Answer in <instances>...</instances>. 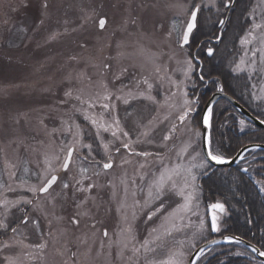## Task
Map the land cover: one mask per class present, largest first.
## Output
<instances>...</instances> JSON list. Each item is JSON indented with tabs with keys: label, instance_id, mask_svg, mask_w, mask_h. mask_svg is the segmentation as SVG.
I'll return each instance as SVG.
<instances>
[{
	"label": "rangeland",
	"instance_id": "374dc122",
	"mask_svg": "<svg viewBox=\"0 0 264 264\" xmlns=\"http://www.w3.org/2000/svg\"><path fill=\"white\" fill-rule=\"evenodd\" d=\"M233 1L0 0V264H161L170 256L188 263L210 238L214 202L197 184L211 165L192 114L196 68L181 36L194 4L192 37L220 24ZM247 7L252 23L232 70L248 75L250 102L264 107V0ZM241 58L244 70L236 71ZM185 99L192 111L181 121ZM166 169L178 171L176 186L157 195L153 181ZM54 174L57 184L41 194ZM14 215L16 231L6 236Z\"/></svg>",
	"mask_w": 264,
	"mask_h": 264
},
{
	"label": "trees",
	"instance_id": "16d2710c",
	"mask_svg": "<svg viewBox=\"0 0 264 264\" xmlns=\"http://www.w3.org/2000/svg\"><path fill=\"white\" fill-rule=\"evenodd\" d=\"M254 2L255 0H236L218 44H211L209 39L218 37L219 21L208 27V30L196 32L192 37L188 54L196 68V86L192 94L199 99L198 111L195 114L199 121L203 107L212 93L221 86L225 92L264 120V107L250 102L252 85L248 75L235 74L232 70V65L239 55L240 39L252 23L244 10ZM226 10L219 18L226 16ZM203 11L209 13V18L211 11L213 13L211 9ZM202 42L204 43L197 54L203 61V80L198 75L199 64L193 58L194 50ZM209 46L215 49L211 58L206 54ZM228 61L231 63L228 64ZM241 121L244 122L243 125ZM211 140L213 154L232 158L245 145L264 144V128L249 123L232 104L220 100L213 108ZM257 181L264 182V150L249 151L234 167H213L200 179L205 201H219L225 205V214L219 218L221 228L217 236H240L264 250V191ZM18 217L13 216L12 226L14 220L18 221ZM5 234L7 236L8 232ZM196 264H264V260L240 244H223L212 247Z\"/></svg>",
	"mask_w": 264,
	"mask_h": 264
},
{
	"label": "snow or ice",
	"instance_id": "6c2138e0",
	"mask_svg": "<svg viewBox=\"0 0 264 264\" xmlns=\"http://www.w3.org/2000/svg\"><path fill=\"white\" fill-rule=\"evenodd\" d=\"M200 11V8L198 5H193L192 6V11L190 13V19L186 25V29L185 31L183 32L182 36H181V41L183 44H188L189 43V38L191 36V34L193 33L194 29L197 28V19H198V13ZM220 23L222 24L223 21H220ZM255 28H259L261 27V25L259 24H256L254 25ZM249 35L251 36L252 34L249 33ZM253 39H255V37L253 36L252 37ZM241 43H250V41L248 40L247 37H245L244 39H242ZM213 49L209 48L208 49V52L209 54L211 55L213 53ZM261 51H264V49H261ZM255 55V54H254ZM244 59L241 58V61H240V64H238L235 68L236 71H243L244 68L242 67V65H244ZM188 67H189V70L191 69L192 65H191V62L189 61L188 62ZM252 70L255 71V62H253V66H252ZM187 75V73H186ZM203 78V77H201ZM145 83H147V81H145ZM149 88H151V85L149 84L148 85ZM221 92H223V86L220 87L219 89ZM186 95V94H185ZM107 98V97H106ZM257 99H261V97H257ZM124 103H128V100H124ZM192 102L188 99H185L184 101V105L186 107V110L183 112L182 115L179 116V119L181 121L185 120V118L187 117L188 113L192 111V108L189 107L188 105H190ZM104 108H108L109 105L105 104L103 105ZM211 118H212V109L209 108L207 110V113L206 115L204 116L203 118V122L205 125H208L209 127L211 126L210 122H211ZM92 124H97V121L95 119H93L92 121ZM243 121H241V124L243 125ZM114 126L116 128L117 131H119V120L118 118L115 119L114 121ZM99 127H104V125H99ZM108 129L105 128V131H107ZM117 131H113L112 135L114 137H116L117 135ZM123 135H127V133H123ZM197 135H199V133H197ZM165 140L167 139H170V136H165L164 137ZM87 147H91V145H88ZM123 148L125 149H128L129 148V143H123L122 145ZM108 148L109 146L107 144L104 145V149H105V152L107 153L108 151ZM120 149L119 148H116V151L118 152ZM186 151V149H184ZM73 151H75V148L74 147H70L68 149V154H67V158L65 160V162L63 163L62 167L64 169H67L69 167V163L71 162V157H72V154H73ZM141 155H144V156H148L150 155L149 153L147 152H144V153H140ZM206 154H207V157H209L212 161H215L217 163H226L227 160L226 158L223 156V155H216V154H213V148H212V140H211V136L209 135L208 138H207V149H206ZM108 159L110 160V156L108 157ZM193 159H195V157H193ZM102 164V168L104 169H109L111 168L113 165L111 162H107V163H103L101 162ZM207 164H206V161L205 162H202L201 164L198 165V167H206ZM179 168V165L177 166V169ZM82 172L86 173L88 171V169L86 168H82L81 169ZM188 172H189V175H191V178L192 180H195V176L191 174V169H188ZM178 171L176 169H166L165 172H162L160 173L159 177L157 179H155L153 181V183L156 185L158 191H157V195H161L163 193V190H164V186L165 184L171 182L172 183V186L175 187V181L173 180V176L174 175H178ZM58 177H56L55 175H53L50 179H48L46 181V183L43 184L42 187H40L38 190L40 192H44V193H47L49 188L52 187V185L57 181ZM258 184L261 185V190L264 191V182H261V181H257ZM188 186V181L185 180V187ZM64 187H68L67 184L64 185ZM31 191L33 192H36L37 191V188L35 186H33L31 189ZM181 195H183V192L181 191L180 193ZM152 195V192L149 191V196ZM191 195H189L187 198H186V203L185 205L183 206L184 208H188L189 207V204L191 203ZM5 204H8L9 202L8 201H4ZM16 203H19V202H16ZM26 203H31V201H26ZM214 208H219L223 211L224 209V205L223 204H216V205H213ZM154 215V213H153ZM24 222L26 223L27 222V218H25ZM0 227H6V225L3 223V221H0ZM210 227L215 230V231H220V225L217 223V217L216 216H213L212 218V221H211V225ZM200 230H202L204 228V224L203 222H201L200 226H199ZM14 232L16 231V229H12ZM225 239L229 242H232V241H235L236 243H241L242 241L240 240L239 237H225ZM212 243H218V241H212ZM254 252L255 251H258L257 248L253 247L252 249ZM203 253V249H201V254ZM181 256L183 255L182 253L180 254ZM260 255L264 256V252H260ZM198 258V257H197ZM161 264H183V261L181 259H177L175 258V256H170L168 258V260L166 261H163L161 262Z\"/></svg>",
	"mask_w": 264,
	"mask_h": 264
},
{
	"label": "water",
	"instance_id": "95a60500",
	"mask_svg": "<svg viewBox=\"0 0 264 264\" xmlns=\"http://www.w3.org/2000/svg\"><path fill=\"white\" fill-rule=\"evenodd\" d=\"M235 3V0L232 2V5H234ZM230 5V3H229ZM227 19H228V16L227 18L225 19H222L223 23L221 24L220 23V26H223L225 21L227 22ZM106 25V19L105 18H102L100 20V28H104V26ZM195 30V29H194ZM192 35V34H191ZM222 38V31L220 32V35H219V38L214 40V42L218 43ZM190 39H191V36L189 38V43H190ZM188 43V44H189ZM188 44H183L182 43V47H186ZM195 58L196 60L202 64L201 60L198 59L196 57V53H195ZM201 69H202V65L199 69V74L201 73ZM221 99H224V100H227L228 102H230L244 117L246 120H248L250 123H252L253 125H255L256 127L258 128H264V121L261 120L260 118H258L257 116H255L251 111H249L243 104H241L238 100H236L233 96L227 94L224 90L223 92H221L220 90L216 91L214 94H212V96L210 97V99L208 100V102L206 103L204 109H203V116H202V129H203V136H202V148H203V153H204V156L206 158V160L212 165V166H215V167H233L235 165H237V163L241 160V158L243 157V155L252 150V149H262L264 150V144H249V145H246L244 146L243 148L240 149V151L236 154V156H234L232 159L230 160H227L226 163H217L215 161H212L209 157H207V154H206V149H207V138L208 136L210 135L211 136V133H210V127L208 125H205L204 122H203V118L204 116L206 115L207 113V110L209 108H213L214 104L221 100ZM211 124V122H210ZM74 153V151H73ZM73 156V154H72ZM72 159V157H71ZM70 165V163H69ZM68 169V168H67ZM67 169H64L63 168V171H66ZM56 177H58L59 179V175H55ZM57 179V180H58ZM57 182V181H56ZM56 182L52 185V187L56 184ZM51 187V188H52ZM50 189V188H49ZM49 191V190H48ZM41 193H44V192H41ZM216 204H221V203H215L213 205H216ZM213 205L209 206L208 208V211H209V219H210V225H211V221H212V218L213 216H216V212H223L221 209L219 208H214ZM212 229V228H211ZM217 231L213 230L212 229V233L215 234ZM225 237H237V236H233V235H227V236H223V237H215L203 244H201L200 246H198L196 248V250L192 253V255L190 256V259L188 261L187 264H195L196 261L198 260V258L200 257L201 255V249H203V252H205L208 248L214 246V245H217V244H223V243H236L235 241H232V242H229L225 239ZM240 238V237H239ZM240 240L242 241L240 244L248 247L249 249H253V247L257 248L258 251H253L261 260H264V256L260 255V252H264L263 250H261L257 245L243 239V238H240ZM212 241H218V243H212ZM198 257V258H197Z\"/></svg>",
	"mask_w": 264,
	"mask_h": 264
},
{
	"label": "flooded vegetation",
	"instance_id": "af4514ba",
	"mask_svg": "<svg viewBox=\"0 0 264 264\" xmlns=\"http://www.w3.org/2000/svg\"><path fill=\"white\" fill-rule=\"evenodd\" d=\"M24 213L26 214V212H24ZM25 218H28V217H25ZM24 220H25V219H24ZM24 220H23V222H24ZM18 223H19V221H15V220L13 221V226H12L13 228H10V229H9V232H8L10 235H11L12 232H13L12 229H14ZM26 223H27V222H26ZM24 224H25V223H24ZM35 224H37V222H35ZM105 235H107V232H105Z\"/></svg>",
	"mask_w": 264,
	"mask_h": 264
}]
</instances>
